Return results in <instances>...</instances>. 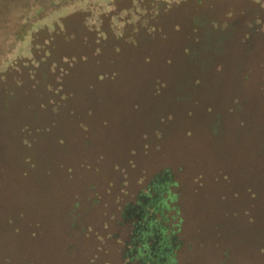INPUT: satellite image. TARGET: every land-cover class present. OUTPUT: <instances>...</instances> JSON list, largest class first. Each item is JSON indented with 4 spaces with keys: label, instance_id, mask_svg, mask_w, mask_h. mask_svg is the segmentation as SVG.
Returning <instances> with one entry per match:
<instances>
[{
    "label": "trees",
    "instance_id": "trees-1",
    "mask_svg": "<svg viewBox=\"0 0 264 264\" xmlns=\"http://www.w3.org/2000/svg\"><path fill=\"white\" fill-rule=\"evenodd\" d=\"M35 1L17 6V14L27 8L30 15L15 19L12 35L13 43L28 35L25 55L17 56L9 71L17 100L28 103L16 102L26 114L15 119L19 172H12L14 188L22 193L25 183L28 205L49 214L50 199H41L45 190L39 185L35 190L27 179L41 181L40 187L47 181L49 187L54 178L48 175L54 173L58 190L69 196L75 189L76 147L80 167L116 176L101 190L114 210L112 220L101 223L109 232L96 228L93 235L120 240L124 264H176L174 252L182 246L174 237L179 221L168 223L165 214L161 222L169 228H163L153 215L179 197L172 180L178 171L159 168L143 185L127 186L138 173V161L152 148L164 160L162 149L171 140L176 146L204 144L218 160L222 140L232 139L245 142L246 165L264 159V127H251L264 115V0H78L53 19L47 14L73 0ZM134 81L137 89L131 87ZM238 81L247 85L244 92L238 91ZM242 110L248 111L244 119L251 126L239 118ZM191 154L203 161L197 152ZM217 171L231 187L235 172ZM262 172L258 165L251 175ZM96 197L90 204L99 202ZM76 207L75 202L65 207L70 239L84 231L76 230ZM242 215L252 220L249 210ZM227 254L224 250L218 264H228Z\"/></svg>",
    "mask_w": 264,
    "mask_h": 264
},
{
    "label": "rangeland",
    "instance_id": "rangeland-1",
    "mask_svg": "<svg viewBox=\"0 0 264 264\" xmlns=\"http://www.w3.org/2000/svg\"><path fill=\"white\" fill-rule=\"evenodd\" d=\"M46 1L48 0H38L40 3ZM77 1L73 0L67 3L71 5L65 9L50 12L47 16L49 19L56 18L57 15L75 7ZM35 2V0H0V264H124L125 262H120L118 256L122 244L120 240L103 235L97 238L93 235L96 228L100 234L104 232L105 228L101 224L103 218L107 220L113 218L114 210L108 204L110 198L101 190L107 187L111 179H116V176H107L100 171L94 172L92 167L86 170L82 168L83 166L80 167L79 162L82 158L79 159L78 154L81 153L79 149L75 147V189L69 196L58 190V181L56 175L53 176L54 173L48 175L50 180L54 178L49 187L47 181L42 182L43 186L40 187L41 181L27 179L30 180L27 184L35 190L38 189L37 185L39 191L45 190L42 194L45 196L41 199H50L51 208L47 212L49 214L41 213V206L33 208L28 205L27 202L30 201L24 192L23 181V192L20 191L22 193H18L14 188L12 172H19L15 163L17 152L15 137L18 135L15 119L17 114L26 113L16 109V102L23 103H20L22 98L17 100L18 90H15V82L9 71L15 58L25 55L28 35L18 43H13L12 35L15 19L30 15L27 8L20 9L17 14V6L22 8L26 4ZM39 17L46 18L43 13ZM1 74L5 77L1 78ZM134 82L131 87L137 89L139 83ZM254 84H251L250 89L248 88V91L252 92V98L258 94ZM246 87L244 82H237L239 92H244L243 89ZM135 89L127 88L130 91ZM255 105L257 106L256 103ZM248 108L255 113L251 102ZM247 110L240 111L238 116L251 126L248 120L244 119ZM254 121L251 127L254 125L258 128L264 127V115L256 116ZM229 129L232 131L231 127ZM173 135L176 139V134ZM228 140L225 138L222 140L218 160L214 159L213 153L204 144L190 147V144L185 143L176 146L171 140L172 142L162 149L166 155L164 160L159 159L158 153L152 148L153 152L150 149L147 155L138 161L136 168L138 173L127 186L129 189L143 185L159 168L169 167L178 171L172 180L178 183L176 190L179 192V197L170 202L167 208H162L160 213L153 215L155 223L163 228H169V224L161 222L165 214L168 223L179 221V230L174 237L178 238L182 246L180 250L174 252L176 264H218L222 260L221 255L224 250L228 251L225 260L228 264H264V159L255 162L252 159L253 163L249 161L246 165L247 161L243 153L245 142L240 143L235 140L233 144L232 139ZM228 142L232 146L231 144L228 146ZM255 142L261 143L258 139ZM47 144L56 148L52 141H48ZM247 146L249 149L251 142ZM192 152H197L203 161L193 159ZM188 153L189 156L181 158L183 154ZM205 156L207 159H204ZM94 165L96 164L93 163L92 166ZM256 165L263 167V172L257 177L251 175L256 171ZM96 167L101 170L99 165ZM246 168L247 172H244ZM217 169L235 172L232 175L231 187L224 184L222 177L216 174ZM22 183H19L21 187ZM88 187L94 190L91 191ZM247 187L250 188L249 193L244 191ZM28 189L30 191V187ZM93 192L98 194L97 204L89 202L95 194ZM171 192L176 191L174 189ZM126 197L125 200L131 199L129 195ZM74 202L77 204L76 230L83 227L84 231L81 234L75 232V238L70 239L65 235L64 222H66L65 209H67L65 207L71 206ZM244 210H249L252 219L250 222L247 217L243 218ZM171 216L175 219L171 220ZM87 228L90 230L88 231ZM168 233L165 231V235ZM65 248L68 249V254ZM128 264H136V261Z\"/></svg>",
    "mask_w": 264,
    "mask_h": 264
},
{
    "label": "flooded vegetation",
    "instance_id": "flooded-vegetation-1",
    "mask_svg": "<svg viewBox=\"0 0 264 264\" xmlns=\"http://www.w3.org/2000/svg\"><path fill=\"white\" fill-rule=\"evenodd\" d=\"M143 234H145V233H142L141 236H142Z\"/></svg>",
    "mask_w": 264,
    "mask_h": 264
}]
</instances>
